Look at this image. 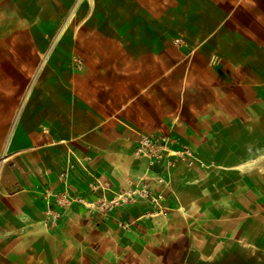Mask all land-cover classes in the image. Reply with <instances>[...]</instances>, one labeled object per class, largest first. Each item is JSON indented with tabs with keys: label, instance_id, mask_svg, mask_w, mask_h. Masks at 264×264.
I'll use <instances>...</instances> for the list:
<instances>
[{
	"label": "crops",
	"instance_id": "1",
	"mask_svg": "<svg viewBox=\"0 0 264 264\" xmlns=\"http://www.w3.org/2000/svg\"><path fill=\"white\" fill-rule=\"evenodd\" d=\"M75 4L0 0V86H14L0 87V264H101L111 248H147L103 229L119 221L138 234L148 209L91 217L109 191L156 180L135 155L141 135L165 134L198 166L219 168L173 172L198 198L168 205L171 216L188 220L216 196L211 208L235 215L218 218L214 246L232 232L264 251V0H87L70 16ZM64 192L72 202L60 206ZM49 208L57 227L44 225Z\"/></svg>",
	"mask_w": 264,
	"mask_h": 264
},
{
	"label": "rangeland",
	"instance_id": "2",
	"mask_svg": "<svg viewBox=\"0 0 264 264\" xmlns=\"http://www.w3.org/2000/svg\"><path fill=\"white\" fill-rule=\"evenodd\" d=\"M83 1L87 3V0H76V4L72 8L70 16L76 5ZM0 87L3 88L2 92H10L9 90L14 86L10 84ZM162 135L167 136L165 134ZM164 145L165 144L162 142L158 143L156 149L153 151L152 160L154 164L150 165L151 159L142 157L147 159L149 167L159 174L157 177H154L156 180H153V177L151 179L147 178L143 186L129 190L124 196L109 191L112 197L106 199H103V197L102 201L96 202L95 208L97 211L91 216L93 220L99 222L110 219L111 216L113 217L114 211L118 208L138 206L148 209L149 217L146 219L147 222L138 229V234L136 233L135 227H130L125 223L121 224L119 221H116L115 225H111L109 228L106 227L103 231L109 234L107 240H137L138 238L139 240H146L149 246L147 248L116 247L113 250L111 248L110 251L106 253L105 259H103L105 261L101 264H111L113 261L112 256L115 253L117 255L130 257L128 259L129 261L130 259L134 262L139 261V264H264V251L254 250L253 248L236 244L235 234L232 232L230 233L232 237L228 238L229 240H226L222 246H214L216 236L209 232H218L225 225L224 222V224L221 225V221H219L218 218L221 215H235L233 213L221 214L211 208L214 202L213 200L218 199L216 196H213L209 200H204L203 202H197V205H201L202 208H197V211L193 210L188 220L183 221L178 216L170 215L172 211L165 208L168 205L173 207L177 205L180 206V204L185 205L189 203V201L198 198V192L196 190L192 189L188 191L186 189V192H184L182 184L175 182L174 185L173 172L182 174L183 164H186V167L191 169L202 168L203 170L212 171L211 175H215V173L219 171V168L215 165L198 166V164H196V156L192 152V155L186 156V158L180 155L168 156V150L181 151L184 150L185 147H174L172 140L169 141L167 150L163 148ZM136 157L139 158L137 155ZM167 177L168 180L166 179ZM160 178H163V181H160ZM153 184H155V186ZM174 189L177 190V195L174 193ZM145 191L148 193L146 194ZM168 196H170V199L166 201ZM233 197L231 192H225V196H220L219 198L227 203L231 202ZM2 218L0 217V221L4 219ZM79 220L86 222L87 215L81 214ZM153 220L154 223H152ZM111 221H115V218H111ZM187 222L190 223L191 229H189ZM227 225L231 226V223H226V226ZM71 231V229H65V236L71 234ZM82 231L81 229V233H87L86 231L88 230ZM4 232L6 231L0 228V239L3 238L2 235ZM93 236H95L94 238L96 240H100L99 235L93 234ZM193 241L201 245L190 246V243ZM67 253L71 255L72 251H68ZM188 253H191V256L187 262H184ZM201 256H208L210 259L208 261L200 260ZM258 256L261 257L260 261L257 260ZM85 257H88V252H85ZM103 257L104 256H102V258ZM89 258H92V256Z\"/></svg>",
	"mask_w": 264,
	"mask_h": 264
},
{
	"label": "built area",
	"instance_id": "3",
	"mask_svg": "<svg viewBox=\"0 0 264 264\" xmlns=\"http://www.w3.org/2000/svg\"><path fill=\"white\" fill-rule=\"evenodd\" d=\"M76 66L81 68L82 67V62L79 59L75 60ZM170 141V138L168 136H163V135H141L138 146L136 148V155L139 158L145 157L150 160V165L154 164V161L152 160L153 156V151L156 149V146L158 143L162 142L164 143V149L167 150V145ZM159 149V148H158ZM173 152H176V155H180L181 157L186 158V156H191L192 153L188 148H184V150L181 151H172L168 150V156H176L172 155ZM160 181H163V178H160ZM136 193V192H134ZM147 194L148 192L145 191ZM69 197L68 193L64 192L57 197L56 203L60 206H64L69 204ZM60 218V214L53 209H48L45 212V218H44V225L47 227H54L58 224Z\"/></svg>",
	"mask_w": 264,
	"mask_h": 264
},
{
	"label": "bare ground",
	"instance_id": "4",
	"mask_svg": "<svg viewBox=\"0 0 264 264\" xmlns=\"http://www.w3.org/2000/svg\"><path fill=\"white\" fill-rule=\"evenodd\" d=\"M172 155H176V152H173Z\"/></svg>",
	"mask_w": 264,
	"mask_h": 264
}]
</instances>
